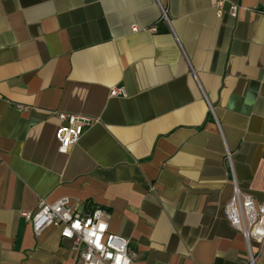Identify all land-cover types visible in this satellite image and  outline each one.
Returning a JSON list of instances; mask_svg holds the SVG:
<instances>
[{"label":"crops","instance_id":"1","mask_svg":"<svg viewBox=\"0 0 264 264\" xmlns=\"http://www.w3.org/2000/svg\"><path fill=\"white\" fill-rule=\"evenodd\" d=\"M214 1L0 0V264H82L22 215L60 198L132 264H264L223 211L264 202V0ZM58 112L99 122L60 153Z\"/></svg>","mask_w":264,"mask_h":264},{"label":"built area","instance_id":"2","mask_svg":"<svg viewBox=\"0 0 264 264\" xmlns=\"http://www.w3.org/2000/svg\"><path fill=\"white\" fill-rule=\"evenodd\" d=\"M213 6L220 16L221 0H215ZM237 8L236 4H230L229 14L236 16ZM109 95L126 93L122 88L112 87ZM56 115L59 125L55 137L60 153H67L87 128L99 122L98 118L83 114L58 112ZM223 211L229 224L242 234L249 249L252 243L258 246L264 243V202L256 203L234 181L233 192ZM22 215L30 221L35 234L49 226L58 228L60 237L69 241V248L82 264H132L128 240L109 231L106 212L99 207L78 213L68 205L67 198L51 203L40 199L34 211H25ZM255 257L250 253L248 264H253Z\"/></svg>","mask_w":264,"mask_h":264}]
</instances>
